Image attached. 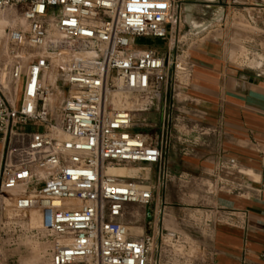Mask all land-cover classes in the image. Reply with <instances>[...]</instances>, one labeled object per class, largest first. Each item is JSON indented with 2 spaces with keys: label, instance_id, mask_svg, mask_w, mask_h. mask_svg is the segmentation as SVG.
<instances>
[{
  "label": "built area",
  "instance_id": "2783aa9c",
  "mask_svg": "<svg viewBox=\"0 0 264 264\" xmlns=\"http://www.w3.org/2000/svg\"><path fill=\"white\" fill-rule=\"evenodd\" d=\"M13 8L26 25L1 39L0 210L40 212L51 264H155V227L139 236L125 217L130 204L148 217L157 186L106 169L149 164L162 184L172 176L170 131L153 133L147 114L167 80L185 86L192 75L181 0H0ZM145 37L172 58L139 45Z\"/></svg>",
  "mask_w": 264,
  "mask_h": 264
},
{
  "label": "crops",
  "instance_id": "0c3cea01",
  "mask_svg": "<svg viewBox=\"0 0 264 264\" xmlns=\"http://www.w3.org/2000/svg\"><path fill=\"white\" fill-rule=\"evenodd\" d=\"M205 1L216 9L208 12L210 27L219 22L216 34L188 49L187 84L167 80L162 102L147 115L158 116L159 132H172L171 174L208 185L203 227L194 219L189 229L206 251L194 264H264V0ZM139 166L159 193L151 177L157 167Z\"/></svg>",
  "mask_w": 264,
  "mask_h": 264
},
{
  "label": "rangeland",
  "instance_id": "374dc122",
  "mask_svg": "<svg viewBox=\"0 0 264 264\" xmlns=\"http://www.w3.org/2000/svg\"><path fill=\"white\" fill-rule=\"evenodd\" d=\"M205 2V0H181L184 9V22L180 40L185 45V48L194 47L197 43L212 38V35L216 34L214 29L219 28V22L213 23L210 27L211 16L208 12H215L216 9L203 6ZM15 10L17 9L0 11V17L10 19V24L6 28H0V40L8 28L22 26L23 22L16 20L18 15L22 16L21 12L20 10ZM217 12L219 14V10ZM138 44H148L157 47L162 52H168L166 43L156 37L140 38L138 39ZM4 45V40H1L0 65L4 61ZM244 56L245 59L251 57L247 51H245ZM250 61L248 60V64L252 65L253 63ZM6 77L5 71H2L0 79L4 84L7 82ZM157 118L158 116L156 115L150 116L153 133L157 131L160 135L159 127L154 125ZM162 139L164 156L168 158L173 152L172 132L164 134ZM166 139L168 141L167 145ZM1 154L2 145L0 143V159ZM183 166L180 164L178 167H173V169L178 172L183 169ZM117 173L122 176H133L138 173L144 174V170L139 165L117 166ZM171 175L169 180L162 184L159 182L155 170L151 171V177L156 181V185L159 186V193L155 195L152 204L153 213L151 220L152 225L156 227V241L153 245L155 264H194L197 259L205 256L206 251L200 243L195 242L189 233V229L193 228L194 219L197 220L199 227H203L206 219L204 209L209 204V199L206 197L208 185L205 180H194L185 175L182 178H179L177 174L176 176L175 174ZM211 188L213 190L216 189L215 185L211 186ZM178 194H180L179 197ZM157 202L158 208H156ZM159 207H161V211H159ZM179 210L185 212L181 214L182 219L180 220L177 216ZM31 216L30 212L19 214L11 208L0 210V264H51V241L42 231L38 216H34L37 222H32ZM125 218L132 233L141 236L146 231L145 225L148 221L144 206L130 204ZM32 225L35 226L32 227ZM158 230L159 233L157 234ZM150 233H154L153 228H151Z\"/></svg>",
  "mask_w": 264,
  "mask_h": 264
},
{
  "label": "bare ground",
  "instance_id": "6f19581e",
  "mask_svg": "<svg viewBox=\"0 0 264 264\" xmlns=\"http://www.w3.org/2000/svg\"><path fill=\"white\" fill-rule=\"evenodd\" d=\"M15 11H17V10H15ZM209 11V10H208ZM190 18H191V16H190ZM189 18V19H190ZM16 20H19V21H21V22H23V24H22V26H24V25H26V21H25V19L23 18V16H19L18 15V18L16 19ZM10 24V19H7V18H5V17H0V28H6L8 25ZM106 172L108 173V174H112V175H119L118 173H117V166H112V167H109L108 169H106ZM30 213L32 214V222H37V220L35 219V215L36 216H38V220H39V223H40V227H41V216H40V214H39V211L38 210H36V209H33V210H31L30 211ZM37 218V217H36ZM34 224V223H33ZM37 224V223H36ZM33 226H35V225H32V227Z\"/></svg>",
  "mask_w": 264,
  "mask_h": 264
},
{
  "label": "water",
  "instance_id": "95a60500",
  "mask_svg": "<svg viewBox=\"0 0 264 264\" xmlns=\"http://www.w3.org/2000/svg\"><path fill=\"white\" fill-rule=\"evenodd\" d=\"M152 213H153V210H152V208L150 207V208L148 209V217H147V221H148V229H149V230H150L149 223H150L151 220H152Z\"/></svg>",
  "mask_w": 264,
  "mask_h": 264
}]
</instances>
